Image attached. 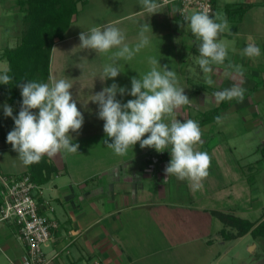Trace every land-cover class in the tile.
Listing matches in <instances>:
<instances>
[{
    "label": "crops",
    "instance_id": "1",
    "mask_svg": "<svg viewBox=\"0 0 264 264\" xmlns=\"http://www.w3.org/2000/svg\"><path fill=\"white\" fill-rule=\"evenodd\" d=\"M120 2L129 8L95 27L111 25L120 29L125 36L124 43L134 47L139 42L141 25L148 24L149 31L146 35L150 43L131 60L121 59L118 62L120 74L116 78L101 80L102 87H110L112 83H116L130 91L131 79L139 78L151 69L150 57L159 61V70L163 71V66L167 65L168 70L176 73L179 87L191 85L192 79L205 80V74L197 63L200 42L190 33L187 22H182L177 17V2L163 4L156 0L160 6L154 14L144 11L139 0ZM213 5L212 18L217 13H222L228 22V29L218 35V42H223L227 48V42L231 44L229 40L236 39L240 47L255 44L263 48L264 0H213ZM243 5L251 7L239 18L234 10ZM1 6L4 10L0 8V13L4 16L11 15L12 22L19 24V28L13 31L0 24V73H4L8 65L1 59V54L5 48L18 45L23 30V14L17 5L16 10L7 7L6 1L0 0ZM75 20L76 17H73L65 35L69 33ZM80 33L69 34L54 43L46 83L55 77L51 62L53 54L55 58V50L67 43L72 57L76 51L73 43ZM9 41L13 42L11 46L8 45ZM116 50L112 49L107 53L108 63L112 62L110 57ZM90 51L95 58L100 59L98 63L93 59L91 63L97 65L95 67L98 69H92L103 71V66L107 64L103 55L100 58L99 53ZM241 60L243 64L245 58L241 57ZM212 68L213 71L207 75L213 84L207 85L211 92L206 97L208 100L213 97V104L221 103L213 95L215 92L230 88L233 84L244 88L248 86L247 82H251L245 73L240 75L221 65H212ZM68 70L78 71V67L76 64L69 65ZM261 73L264 74V71ZM86 81L68 82L73 86L70 92L84 118L81 129L70 132L72 143L79 145L78 151L71 154L61 152L54 158L45 155L39 163L29 166L23 165L18 153L7 143V134L15 125L11 117L4 115V105L12 107L13 116H18L21 107L16 108L7 101L4 84H0V172L12 177L29 175L41 191L36 196L37 201L47 202V206L41 208L40 212L57 225L51 229V239L42 247L48 264H219L225 255L217 248L222 243L224 225L214 213L223 212V209L192 202L194 199L190 197L187 180L180 181L172 176L167 183L162 182L164 169L171 159L170 151L165 150L166 153H161L158 157L152 154L155 149H142L139 142L136 149L134 145V149L129 148L123 156H118L107 148L104 141L107 139L111 142V139L103 131L104 121L98 118L97 103L90 100L83 102L75 97L79 91L74 90L81 84L85 86ZM89 83L92 87L95 86L92 81ZM204 85L192 91L202 104H205V98L197 90L206 87ZM255 95H260L258 101L262 100L264 89L256 91ZM116 98L122 104L134 99L127 94L121 96L119 92ZM193 105L196 107L197 103ZM231 109L233 107L230 105L228 110ZM176 112L182 116L185 113L186 120L190 118V113L181 107ZM200 129L202 143L196 144L199 146L206 143L211 127L207 125ZM201 148L203 149L202 145ZM221 191L223 192L222 189L217 191L218 196L216 195L219 201L222 200ZM213 218L218 220L217 226L214 225ZM15 235L16 228L13 225H0L1 247L8 252L7 258L12 264H19L24 248L22 246V250H18L17 245L11 243L10 238L15 239ZM199 246L206 256L200 263L198 260H191L194 248H200Z\"/></svg>",
    "mask_w": 264,
    "mask_h": 264
},
{
    "label": "clouds",
    "instance_id": "2",
    "mask_svg": "<svg viewBox=\"0 0 264 264\" xmlns=\"http://www.w3.org/2000/svg\"><path fill=\"white\" fill-rule=\"evenodd\" d=\"M143 10L154 14L159 8L156 0H139ZM192 34L199 41V58L197 63L205 74L206 83L211 86L213 81L207 74L213 71L212 65L222 64L227 56V48L223 42H218L220 33L228 29V22L222 13L215 18L207 12H196L185 17ZM149 25H141L139 42L134 47L124 43L125 36L120 29L106 25L103 28L91 27L79 34V47L94 50L95 53L107 54L112 49L111 63L103 66L101 80L116 78L120 74L118 62L131 60L136 53L148 46L150 41L146 33ZM242 55L249 58L260 55V48L248 44ZM151 69L143 76L131 79L130 91L112 83L110 87L94 95L93 102L98 104V118L104 121L103 131L107 139V148L114 154L123 156L130 147L139 142L140 147L153 148L157 152L170 151V162L164 169L163 183L175 176L177 180L189 181L194 188L201 186V181L208 176L210 156L207 152L195 150L194 146L202 143V132L199 124L187 119L180 122L173 114L181 106L190 105L191 101L184 94V88L179 87L177 75L168 70L163 71L159 61L149 58ZM237 73L243 75L242 67L230 65ZM13 78L7 72L0 73V84H9ZM22 104L18 116H13L12 107L4 105V115L14 121V129L7 134V143L18 153V158L25 166L39 163L46 155L54 158L61 152L76 153L79 145L73 144L70 132L81 129L84 118L77 108L70 89L73 87L65 79H50L49 83L27 81L19 85ZM127 94L134 99L121 103L117 93ZM245 89L239 84H233L215 92L217 101L244 99ZM38 109L37 113L32 110ZM165 117H172L165 122ZM216 122H221L217 116ZM145 134H149L147 138Z\"/></svg>",
    "mask_w": 264,
    "mask_h": 264
},
{
    "label": "rangeland",
    "instance_id": "3",
    "mask_svg": "<svg viewBox=\"0 0 264 264\" xmlns=\"http://www.w3.org/2000/svg\"><path fill=\"white\" fill-rule=\"evenodd\" d=\"M3 1L7 2V7L16 8L17 3L15 0ZM120 1L121 0H87L84 5L79 4L78 12L75 16L76 20L71 25L69 33L67 32L68 34H64V37L76 32L86 31L102 23V21H106L113 16L116 17L121 11L129 8ZM0 8L4 10V7L1 6ZM12 19L13 17L11 15L4 16L0 13V24H3L4 27H8L13 31L19 24L13 23ZM247 20L248 19H246V21ZM190 33L192 32L190 31ZM3 35L5 34L3 33ZM229 41H231L232 44L227 42L229 53L224 62L219 65L227 67V69H231L234 72L236 71L231 68L230 65L241 66L243 73L249 77L251 82H247L248 86L244 87L246 92L244 93L242 102L237 99H232L230 101L224 100L225 102L228 101L233 109L228 110V108L226 111L220 113V117L222 118L220 123L212 122L209 125L211 127V132L209 136L206 137V143L201 144L203 149L201 145L194 146L195 150L207 152L211 158L208 176L201 181V186L199 188H194L191 182H187L190 197L194 199L192 202H198L200 205L216 208L218 210L222 208L225 213H233L244 219L259 223L264 219V158L261 157L259 151V148L264 147V96L262 100L258 101L257 98H259L260 95L256 97L253 88H259L258 91L264 89V74L261 73L264 71V48L259 45L260 55L249 58L241 55L244 48L236 43V39ZM12 43L13 42L9 41L8 45L11 46ZM73 44L75 47L73 49L76 51L74 52L75 54H72V57L70 56V47L67 43L60 45L55 50V58L53 54V60L51 61L53 65V74L55 76L54 79H65L67 82L70 80H88L85 82V86L81 84L74 92L79 91L75 97L82 99L83 102L87 100L92 101L94 95L104 88L101 85L100 78L102 76V69L100 71L93 70L92 68H96L95 66L97 65L91 63L93 59L96 63L100 62V59L95 58L90 50L80 48L79 38L75 39ZM102 55L105 63H108V54ZM102 55L99 54V57L102 58ZM241 57L245 58L243 64L240 62ZM143 58H145L144 55ZM75 64L78 67V71L72 70L69 72V65ZM87 65H89L91 69L87 67ZM252 70H254L253 73L251 72ZM90 81H92L95 86L92 87L89 83ZM203 84H205L204 86L206 87H200L197 91L204 94H200V96L205 98V104H202L197 95L192 93L198 86H202ZM207 85L206 78L205 80L200 79V81L192 79L191 85L189 84V86L184 88V94L189 98L191 104L181 106V108H183L185 112L190 113L189 119L196 122L203 117L204 112L207 113L209 110L218 106L217 103L213 104V97H211L210 100L206 97L209 95V92H211V88H208ZM203 91L204 93H202ZM231 102L233 104H231ZM193 103H197L196 107ZM95 105L98 106V104ZM32 111L34 113L38 112L35 109ZM83 112L86 111L83 110ZM173 115L180 122L186 121L184 118L186 116L185 113H183L182 116V114H179L175 110ZM171 118L172 117H165V122H170ZM148 135L149 134H145L143 138H147ZM137 147L138 142L135 145V149ZM130 148L134 149V147ZM161 153L166 152L152 151V154H156L158 157L162 155ZM221 189L223 190V192L221 191L222 200L219 201L216 195L218 196L217 193ZM168 217L172 218V215ZM213 221H215L214 225L217 226L218 220L213 218ZM225 230L228 232L230 231L229 228H225ZM221 238L222 243L220 245L218 244L217 248L225 253V255H223L219 264H264V241L262 239L254 240L249 234L230 241L224 240L223 237ZM15 239L11 237V243L17 245L16 249L22 250V245ZM1 245L2 243L0 241V264H12V261L7 258L8 252L4 251ZM205 257L201 247L197 249L194 248V256L191 260H198L200 263V261L202 262L205 260Z\"/></svg>",
    "mask_w": 264,
    "mask_h": 264
},
{
    "label": "trees",
    "instance_id": "4",
    "mask_svg": "<svg viewBox=\"0 0 264 264\" xmlns=\"http://www.w3.org/2000/svg\"><path fill=\"white\" fill-rule=\"evenodd\" d=\"M86 2L87 0L16 1L23 14L22 35L17 46L7 47L1 54V59H4L8 65L5 72L13 78L9 84H4V94L11 105L16 108L21 107L22 96L19 85L27 81L46 83L49 78L52 47L56 41L64 38L73 17L77 15L79 4L84 5ZM250 7L243 5L234 11L240 18ZM258 90L259 88H253V92ZM229 107L228 101H221L217 107L207 113L204 112L203 117L197 122L199 127L216 122L215 118ZM259 151L264 158V147L259 148ZM214 216L224 225L222 231L224 240H235L249 234L254 240L264 241V219L256 223L233 213L221 211H215ZM225 228H229L230 231H226Z\"/></svg>",
    "mask_w": 264,
    "mask_h": 264
},
{
    "label": "built area",
    "instance_id": "5",
    "mask_svg": "<svg viewBox=\"0 0 264 264\" xmlns=\"http://www.w3.org/2000/svg\"><path fill=\"white\" fill-rule=\"evenodd\" d=\"M160 2H177L176 15L182 22H186L185 17L196 12H207L210 17L214 12L213 0ZM40 193L29 175L12 177L0 172V225H13L16 228L15 238L24 248L19 264H48L42 247L51 239V229L57 225L40 212L41 208L47 206V202L37 201L36 196Z\"/></svg>",
    "mask_w": 264,
    "mask_h": 264
}]
</instances>
